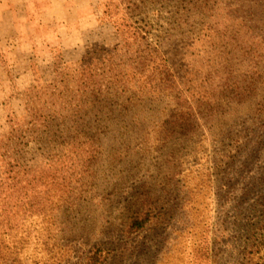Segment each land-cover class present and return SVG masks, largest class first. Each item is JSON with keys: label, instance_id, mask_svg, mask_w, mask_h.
Returning <instances> with one entry per match:
<instances>
[{"label": "trees", "instance_id": "trees-1", "mask_svg": "<svg viewBox=\"0 0 264 264\" xmlns=\"http://www.w3.org/2000/svg\"><path fill=\"white\" fill-rule=\"evenodd\" d=\"M209 10L207 0H108L104 4L113 51L92 57L86 75L79 80L66 75L64 61L55 65L56 78L49 89L56 124L39 105L35 109L25 103L27 118L15 119L2 136L5 188L0 195V264H24L22 251L56 223V213L77 211L94 201L98 181L105 178L98 168L99 135L113 129L135 137L120 141L112 156V164L119 167L108 182L109 194L122 189L117 196L129 195L127 203L116 202L106 210V216L116 213L121 217L120 229L133 236L164 215L152 188L158 187L162 195L172 194L190 169L193 148L200 145L201 135L205 137L204 124L223 115L231 106L229 102L240 106L264 90V2L250 15H237L223 35L209 41L211 60L205 69L185 80L174 74L154 37L151 18L162 14L160 22L178 26L179 21ZM48 11L41 16L45 23L53 22V14ZM14 33L8 36L0 29V39L7 37L8 44L21 46L19 39L27 36L35 46L42 36V31H29L26 25L18 26ZM33 50L23 54L32 67L35 63L30 56H37ZM57 50L64 60V51ZM54 83L62 85L61 98ZM251 112L263 117L264 95L252 105ZM247 121L252 123L250 118ZM252 144L258 145V155L252 150L227 149L219 155L223 160L212 159L215 168L221 170L213 174V179L207 173L208 182L219 179L225 186L226 179L237 177L243 164L252 162L251 156L263 163L259 169L264 168V142L254 139ZM224 163L229 170L223 175L227 170L222 168ZM131 185H137L132 192ZM109 194L103 195L107 202ZM198 194H185L183 207ZM176 200L169 197L167 204L174 207ZM249 202L258 213L259 228L252 238L243 241L248 249L246 264H264V197ZM236 243L241 244V239ZM88 252L85 264L109 261L110 251L100 244ZM37 260H31L32 264Z\"/></svg>", "mask_w": 264, "mask_h": 264}, {"label": "rangeland", "instance_id": "rangeland-1", "mask_svg": "<svg viewBox=\"0 0 264 264\" xmlns=\"http://www.w3.org/2000/svg\"><path fill=\"white\" fill-rule=\"evenodd\" d=\"M103 1L105 4L108 0ZM207 2L211 10L204 15L195 14L187 20H181L178 26H171L164 20L160 22L162 14H156L157 19L151 18L154 37L180 80L205 69L211 60L209 41L223 35L237 15H250L264 0ZM98 13L99 10H93L85 14L80 25L84 35L77 41L61 44L55 34L49 36L43 32L42 40L37 41V45L23 42L16 50H12L11 44L0 41V145L4 144L2 136L11 129L15 119L21 121L27 118L25 103L35 109L39 105L51 117L53 125L56 124L49 89L56 78L55 65L64 61L63 71L66 75L79 80L86 75L92 57L102 51H113L114 43L109 29L105 21L96 19ZM73 28L68 27L67 32H72ZM30 48L37 52L36 57L35 53L30 56L34 67L23 56L24 52L32 53ZM59 48L65 53L64 60L58 55ZM54 87L57 97L61 98L62 85L56 83ZM263 95L264 90L258 95L253 94L240 106L229 102L231 106L223 115L204 124L207 139L204 135L199 138L200 145L193 148L194 151L189 155L190 171L187 170L186 175L181 176L177 189L167 196L165 193L162 195L163 191L158 187L152 188L159 197L158 203L164 215L157 223L133 236L125 234L118 226L120 216L116 213L106 216V210L116 206V202L121 205L127 203L129 195L117 196L122 189L109 194L108 182L119 167L118 164H112V156L116 154L120 141L133 139L135 135H121L118 129L101 133L98 168L105 178L98 181L100 187L97 197L90 204H85L87 208L82 205L77 211L62 210L56 213V223L43 230L39 239L22 251L20 259L24 264H32L31 260L35 258L38 259L35 264H85L88 251L93 245L100 244L110 251L107 264H246L248 249L245 248L244 240L252 238L259 228L258 213L249 201L264 197V168L259 169L263 163L256 162L250 155L252 162L243 164L237 177L226 179L225 186L219 179L209 183L207 173L213 179V174L221 170L215 168L212 159L223 160L219 155L225 154L227 149L240 152L252 150L253 155H258V145L252 144V141L264 142V115L259 117L251 111L252 105ZM238 113H242V116ZM248 118L251 124L244 122ZM244 133L248 135L243 136ZM2 151L0 147V195L5 188ZM217 155L220 159H217ZM148 165L151 166V163L148 162ZM222 168L227 169L228 165ZM240 177L244 180L237 182L235 179ZM203 181L204 184L201 183ZM127 183L122 185L126 186ZM135 188L137 185H131L130 192ZM189 191L193 194L198 192V197L187 200L186 203H190L183 207L182 198ZM106 193L109 194L108 202L103 196ZM169 197H177L174 207L173 203L167 204ZM165 208L167 210L164 211ZM52 234L55 235L54 239ZM240 234H244V237H239ZM239 238L241 244L236 243Z\"/></svg>", "mask_w": 264, "mask_h": 264}, {"label": "crops", "instance_id": "crops-1", "mask_svg": "<svg viewBox=\"0 0 264 264\" xmlns=\"http://www.w3.org/2000/svg\"><path fill=\"white\" fill-rule=\"evenodd\" d=\"M46 10L53 14V22L45 23L41 19ZM93 10H99L96 19L106 22L111 35L108 18L104 13L103 0H0V29L5 31L8 36H14L15 28L26 25L29 31L40 30L49 36L55 34L61 44L63 42L70 43L84 35V31L81 29L83 27L80 25L85 14L92 13ZM68 27H74L72 32H67ZM39 40H42L41 37L36 41L39 42ZM0 41L7 42L8 38L2 36ZM19 41L20 43L29 42V38L23 36ZM18 46L10 45L12 50H16ZM5 47L8 48L9 45Z\"/></svg>", "mask_w": 264, "mask_h": 264}]
</instances>
